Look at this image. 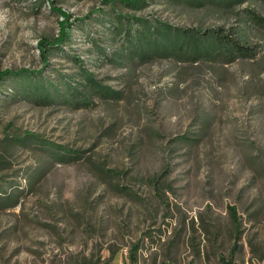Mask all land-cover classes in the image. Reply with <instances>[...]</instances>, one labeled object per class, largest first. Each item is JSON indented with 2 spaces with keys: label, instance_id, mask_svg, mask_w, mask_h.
I'll return each mask as SVG.
<instances>
[{
  "label": "rangeland",
  "instance_id": "rangeland-1",
  "mask_svg": "<svg viewBox=\"0 0 264 264\" xmlns=\"http://www.w3.org/2000/svg\"><path fill=\"white\" fill-rule=\"evenodd\" d=\"M0 0V264H264V0ZM52 6V8H51ZM75 21L40 56V38ZM235 28L255 53L231 62L156 55L122 62L112 14ZM95 36V37H93ZM93 37V42L88 41ZM76 57L118 100L40 104L28 85L77 74ZM78 79L79 76H76Z\"/></svg>",
  "mask_w": 264,
  "mask_h": 264
},
{
  "label": "trees",
  "instance_id": "trees-1",
  "mask_svg": "<svg viewBox=\"0 0 264 264\" xmlns=\"http://www.w3.org/2000/svg\"><path fill=\"white\" fill-rule=\"evenodd\" d=\"M108 5H114L117 1L129 9L139 10L147 6L148 0H101ZM195 5H202L204 0H187ZM227 4H241L247 0H225ZM52 8V6H51ZM54 9V8H53ZM60 15L58 21V33L55 37L40 38L38 49L44 64L47 63V51L52 47H60L69 38L71 26L75 19H71L70 13L62 9H54ZM253 21L264 25V16L251 13ZM106 27L114 32L119 47L113 51L100 48L102 57L109 60L122 62V57L128 53L130 57L139 61H146L156 55L183 57L189 56L193 61L200 59L231 62L237 57H247L255 53L252 46L248 45L239 30L214 26L210 28L179 27L168 22L144 17L140 15L114 13L112 18L105 21ZM95 37V36H93ZM93 37L88 41L93 42ZM79 63L78 73H67L60 78L63 88L50 79L40 82H32L28 85L25 96L40 104H47L60 100L72 105L73 108L87 106L94 97L118 100L122 97V91L106 85L102 78L97 77L92 71L84 68L83 59L76 57ZM20 72L27 74H39L38 71L21 68L18 70L4 69L0 76L5 74L18 75ZM76 76H79L77 79ZM229 214L235 224L234 243L229 249V258L220 255L222 264H233L232 257L238 250L237 240L239 234V219L234 206H229Z\"/></svg>",
  "mask_w": 264,
  "mask_h": 264
}]
</instances>
